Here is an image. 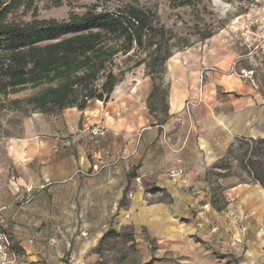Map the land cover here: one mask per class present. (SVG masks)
<instances>
[{"label":"crops","instance_id":"1","mask_svg":"<svg viewBox=\"0 0 264 264\" xmlns=\"http://www.w3.org/2000/svg\"><path fill=\"white\" fill-rule=\"evenodd\" d=\"M192 53L168 63L165 116L150 112L154 80L138 70L107 102L35 111L18 133L0 135V224L21 253L17 264H81L80 222L89 217L102 235L114 217L137 232L144 226L169 251L190 255V264H223L210 251L223 252L224 237L230 252L264 246V187L221 177L217 167L239 137L264 139V103L249 80L227 74L229 52L218 60ZM219 185L221 211L212 205ZM197 237L211 245L206 263L193 260Z\"/></svg>","mask_w":264,"mask_h":264},{"label":"rangeland","instance_id":"2","mask_svg":"<svg viewBox=\"0 0 264 264\" xmlns=\"http://www.w3.org/2000/svg\"><path fill=\"white\" fill-rule=\"evenodd\" d=\"M128 6L145 12L152 30L147 33L149 36L145 38L142 46L135 44L130 52L118 53L108 64L107 72H113L121 80L134 71L144 70L146 74L153 71L155 81L160 90L164 91L159 96H165L163 105L158 96L152 99V106L159 115L165 116L168 110L170 80L167 66L170 59L196 51L201 52L205 60H218L223 51L229 52L232 57L229 58L231 63L227 65V74L242 76L243 71H251L253 80L249 81L264 103V0H0V12L9 8L7 21L22 24L50 18L68 20L71 15H82L94 10L97 13H118ZM107 45L117 49L122 46L114 39L108 41ZM155 54L159 58L169 55L171 57L164 65L154 66ZM103 75L105 81L106 74ZM98 84L103 85L100 81ZM48 86H27L16 92L0 94V135L18 133L21 120L35 111H40L29 100L40 95ZM262 125L264 126V122ZM259 139L262 138L239 137L228 158L231 161L227 160L228 169L224 166L219 175L225 178L237 176L241 181L254 180L245 165L250 166L248 158L264 164V143L258 142ZM218 200L219 206L227 205L220 185ZM82 220L80 224L85 234L80 233L81 264H190V255L186 257L169 251L168 243L154 241L144 226L137 232L131 223H121L120 218L114 217L105 232L113 233L101 241L105 234L102 235L101 231L105 229L98 225V219L89 217ZM1 227L12 239L8 229L2 225ZM99 237L97 246L93 248L92 243ZM50 239L57 242L62 236H50L47 242L50 243ZM198 239L195 238L194 243L197 245L192 254L198 255V258L193 257V260L206 263L210 259L206 250L211 245H205L206 241L202 238L198 242ZM187 242L191 241L188 239ZM219 243L226 247L228 239L221 238ZM224 247H217L223 248V252L217 249L216 252L210 251L223 264H264V246H235L233 252H230L229 247ZM15 249L19 251L16 247ZM66 261H72V257L69 256Z\"/></svg>","mask_w":264,"mask_h":264},{"label":"trees","instance_id":"3","mask_svg":"<svg viewBox=\"0 0 264 264\" xmlns=\"http://www.w3.org/2000/svg\"><path fill=\"white\" fill-rule=\"evenodd\" d=\"M8 14L9 8L0 12V94L47 84L40 95L29 100L44 113L72 107L84 110L93 99L107 102L120 81L113 72H107L108 64L121 51L130 52L135 44L142 46L152 30L147 14L134 6L118 13L94 10L71 15L68 20L50 18L24 24L8 22ZM112 39L122 44L120 49L107 45ZM170 57L159 58L155 54L153 65H164ZM153 73L149 72L154 80L149 98L152 113L155 112L154 97L158 96L162 105L165 102V96H159L164 91L160 90ZM103 74L106 78L99 86ZM258 142L264 143V139ZM231 153L232 150L218 163V168L228 169ZM248 162L250 166L245 167L250 175L264 187V164L251 158ZM212 205L219 211L225 208L219 206L218 187ZM111 233H105L101 241Z\"/></svg>","mask_w":264,"mask_h":264},{"label":"built area","instance_id":"4","mask_svg":"<svg viewBox=\"0 0 264 264\" xmlns=\"http://www.w3.org/2000/svg\"><path fill=\"white\" fill-rule=\"evenodd\" d=\"M251 71H243L242 77L247 80H253ZM103 83L104 77L99 79ZM99 83V82H98ZM99 133V132H94ZM174 181L179 180L181 169H174L169 173ZM85 234V233H83ZM21 253L15 249V244L10 235L1 227L0 224V264H17Z\"/></svg>","mask_w":264,"mask_h":264}]
</instances>
